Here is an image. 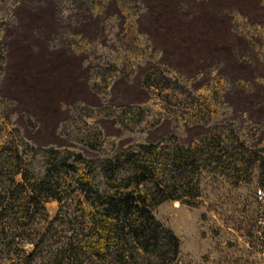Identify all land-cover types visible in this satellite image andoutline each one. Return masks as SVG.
<instances>
[{"label":"rangeland","instance_id":"1","mask_svg":"<svg viewBox=\"0 0 264 264\" xmlns=\"http://www.w3.org/2000/svg\"><path fill=\"white\" fill-rule=\"evenodd\" d=\"M153 73L169 86L147 87ZM172 135L162 145L213 135L224 150L200 170L194 207L152 209L181 264H264V0H0V158L16 184L47 177L62 199L40 198L23 228L0 221V264H42L33 244L75 247L90 225L76 180L102 191L94 163Z\"/></svg>","mask_w":264,"mask_h":264},{"label":"trees","instance_id":"2","mask_svg":"<svg viewBox=\"0 0 264 264\" xmlns=\"http://www.w3.org/2000/svg\"><path fill=\"white\" fill-rule=\"evenodd\" d=\"M155 76L156 73L145 76L147 87L162 91L169 86L168 79ZM133 110H122L118 117L122 126L126 127L125 112ZM175 140L172 135L152 144L140 145L136 152L120 151L112 158L94 163L95 173L102 176L104 190L97 191L90 176L76 180V188L88 206L90 225L81 232L73 248L61 247L52 254L46 247L39 249L33 244L35 250L43 253L42 264H84L85 259L89 264H126V259L130 263L144 258L155 264H181L179 240L155 219L152 209L164 201L194 207L199 197L200 170L218 163L215 154H223L224 150L213 135L200 138L195 150L190 144L186 147L177 143L171 147L162 145L172 144ZM89 146L93 148L92 144ZM224 158L225 166L234 170L236 175L243 174L244 155L239 157L242 160L233 155ZM13 162L9 156L0 158V221L6 220L23 228L29 223L30 208L37 206L40 198L57 202L62 199L51 193L47 177L36 178L24 172L22 183L16 184L13 176L19 171ZM60 167L66 165L60 163ZM53 170L56 169L53 167ZM49 253V257H45Z\"/></svg>","mask_w":264,"mask_h":264},{"label":"built area","instance_id":"3","mask_svg":"<svg viewBox=\"0 0 264 264\" xmlns=\"http://www.w3.org/2000/svg\"><path fill=\"white\" fill-rule=\"evenodd\" d=\"M254 196L264 203V189H257Z\"/></svg>","mask_w":264,"mask_h":264}]
</instances>
